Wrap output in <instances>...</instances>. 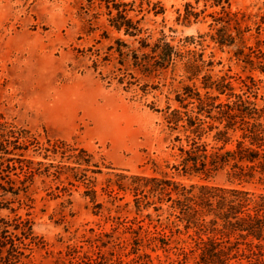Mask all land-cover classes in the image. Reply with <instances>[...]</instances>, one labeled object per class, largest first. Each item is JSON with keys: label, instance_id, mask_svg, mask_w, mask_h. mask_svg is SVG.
<instances>
[{"label": "rangeland", "instance_id": "rangeland-1", "mask_svg": "<svg viewBox=\"0 0 264 264\" xmlns=\"http://www.w3.org/2000/svg\"><path fill=\"white\" fill-rule=\"evenodd\" d=\"M117 2L134 3L129 17L141 30L136 37L110 27L98 0H0V119L8 130L24 133L21 160L35 171L26 179L19 175L24 181L18 186L24 189L11 207L33 222L39 240L32 254L36 264H78L69 257L74 252L80 257L100 252L112 264H182L179 251L194 247L195 231L177 223L169 246L156 250L148 245L147 232L175 221L169 218V205L157 213L153 206L138 210L133 194L108 196L102 189L117 174L168 177L187 189L239 187L264 194V179L239 180L230 168L184 173L178 150L187 147L189 133L182 124L173 131L167 123L174 110L186 111L177 102L185 87L205 94L202 78L209 73L214 79L226 77L237 95L245 93L264 108V0H230V34L235 39L230 46L213 40L220 28L210 27L213 21L207 15L213 10L207 9L197 23L179 17L187 3L198 12L203 3L145 0L140 13V0ZM146 2L157 4L160 13H148ZM167 46L178 54L174 64L152 67L154 59L160 61L152 50ZM189 60L213 66L189 80ZM194 110V105L187 108L189 114ZM213 134L203 139L209 149L215 145ZM62 142L86 150L100 167L101 174L88 173L95 200L67 172L73 164L46 150ZM50 164L65 175H51L55 168L49 174ZM1 215L14 217L6 210ZM136 236L142 239L137 253ZM197 257L198 252L189 254L187 264Z\"/></svg>", "mask_w": 264, "mask_h": 264}, {"label": "trees", "instance_id": "trees-1", "mask_svg": "<svg viewBox=\"0 0 264 264\" xmlns=\"http://www.w3.org/2000/svg\"><path fill=\"white\" fill-rule=\"evenodd\" d=\"M98 1L104 4L108 12L110 27L130 37L141 33L138 22L129 17V13L135 11L134 3ZM140 1L139 12L142 13L145 11V0ZM146 3L151 8L147 9L148 13H160L161 8L157 4ZM200 3L204 6L202 11L198 12L194 5L187 3L184 13L179 17L185 23H197L207 9L213 10L207 15L213 21L210 27L220 26L216 30L217 37L213 40L220 46L232 45L235 39L230 34V0H194V4ZM152 53L160 61L154 59L151 66L160 69L173 65L174 58L178 56L170 46L160 52L154 49ZM148 58L144 64L146 69L150 67L147 63L152 57ZM212 66V62L189 60L185 71L189 75L188 79L193 80ZM261 71L264 73V68ZM202 80L205 94L201 95L196 87H185L183 93L177 96V102L186 111L174 110L170 114L171 118L167 119L169 128L173 131H177L182 124L184 132L189 133L186 138L187 147L181 146L178 150L184 173L199 174L230 168L231 176L239 180H253L256 177L263 180L264 108L260 109L248 96L245 98V93L237 95L226 77L214 79L209 73ZM222 96L227 99L223 101ZM190 105L195 106L191 114L187 111ZM211 133H214L212 140L215 145L209 149V144L203 139ZM23 135V132L8 130L7 124L0 119V264H36L32 260V254L39 240L33 232V222L23 219L17 214V209L11 207L24 189L23 186H18L24 181L19 180V175L26 179L35 174L33 168L25 166L21 160V153L26 150V138ZM177 141L181 142V139L177 138ZM46 150L54 158L73 164V167L66 168L67 172L72 173L76 182L87 186V193L95 200L97 191L88 173L101 174V169L93 157L86 150L71 148L63 142ZM49 168H55L51 175L57 179L65 175L59 167L50 164L47 172ZM102 190L110 197L120 193L133 194L138 210L153 206L158 213L163 212L164 205H169V218L173 217L175 221L170 226H159L161 230L155 226L154 232H147L146 242L154 245L156 250L165 249L177 234V223H185L186 231L193 229L197 240L194 247L180 249L182 264L188 263L189 254L193 252H198L194 264H264V194L239 187L195 185L187 189L168 177H145L130 173L114 175V179H109ZM4 210L14 217L2 216L1 212ZM136 237L134 252L137 253L142 248V239ZM76 255L77 252H74L69 257L79 260L78 264H112V259L100 252H95L92 256Z\"/></svg>", "mask_w": 264, "mask_h": 264}]
</instances>
